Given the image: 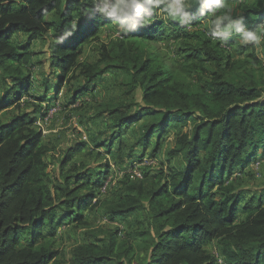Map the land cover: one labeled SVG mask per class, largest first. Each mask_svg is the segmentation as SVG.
<instances>
[{
  "label": "trees",
  "instance_id": "1",
  "mask_svg": "<svg viewBox=\"0 0 264 264\" xmlns=\"http://www.w3.org/2000/svg\"><path fill=\"white\" fill-rule=\"evenodd\" d=\"M229 2L242 13L249 28L264 23V8L252 9L250 0ZM89 7L82 0H0V71L12 78L11 84L6 80L9 90L0 99V111L9 110L12 105L21 108L20 101L28 97L35 85L21 67L30 64L35 40L50 43L48 60L57 69L54 76L61 81L81 70L85 85L72 90V105L96 89L106 70L114 68L132 75V88L144 90L145 104L134 114L116 116L112 133H104L99 146L112 154L111 147L118 142L122 149L124 130L141 122L143 133L126 146L130 153L125 161L130 164L135 159L136 147L146 151L155 135L158 150L159 141L173 134L176 146L169 157L180 156L185 162L181 170L161 169L152 173L145 168L142 177L129 174V205L111 212L130 217L146 200L154 210V221L163 223L143 264H264V200L255 203L250 198L240 209L243 189L236 186L240 182L238 174L246 169L251 173L249 167L264 155V79L233 81L228 77L236 65L246 67L233 57L249 46L233 49L234 37L228 47H221L206 33L202 43L193 44L188 51L189 60L193 61L189 78L196 80L197 85L185 86L167 71L155 68L149 58L139 67L140 54L133 48L135 41H125L126 37L152 40L161 36L165 26L157 20L146 28L117 37L112 46L103 43L98 63L85 64L78 60L85 46L100 41L99 31L111 25L95 12L85 14ZM73 19L78 20L75 34L60 43L66 25ZM200 21L196 6L192 9L191 24L195 26ZM169 27L187 36L192 34L188 28L175 24ZM17 33L27 35V44L14 42ZM115 61L122 65L101 68ZM127 63L132 66H125ZM207 64L215 66L212 74L206 73ZM48 94L46 91L45 98L34 96L40 104L33 101L36 108L32 112L15 114L8 122L0 123V264H60L62 252L46 247L43 239L55 236L60 226L70 220L85 226L82 211L95 207L104 187L107 173L89 169L75 177L74 188L66 184L53 191L47 185L49 167L45 158L51 150L42 143L41 126L35 123L50 110L42 105L50 101L46 100ZM87 146V142L73 145L61 165L66 166ZM225 177L232 182L225 181ZM86 183L92 191L80 196ZM240 210L246 216L237 221ZM209 243H218L222 263L205 249ZM110 245L108 255L96 258L76 253V264H125L114 257L117 243Z\"/></svg>",
  "mask_w": 264,
  "mask_h": 264
},
{
  "label": "rangeland",
  "instance_id": "2",
  "mask_svg": "<svg viewBox=\"0 0 264 264\" xmlns=\"http://www.w3.org/2000/svg\"><path fill=\"white\" fill-rule=\"evenodd\" d=\"M249 6L252 9L264 8V0H250ZM198 25H193L192 28L188 29L192 33L189 36L168 26L162 28L161 36H156L152 40L126 37L125 41H135L133 48L140 54L139 67H142L144 60L149 58L154 61L155 68L160 67L185 86L194 87L197 85V81L189 78V65L193 61L189 60L191 52L188 51L193 44H201L206 36L204 28ZM99 34L100 41H93L85 46L78 58L80 62L85 64L98 63L101 59V45L105 43L112 46L117 43L116 40L119 37L113 35L112 25L102 28ZM27 40L25 34L17 33L14 35V42L21 46L27 44ZM49 45L48 41L41 39L32 42L33 56L30 64L21 67L24 75L32 77L35 85L31 87L28 97L20 101L21 108L12 105L11 109L0 111V123L8 122L15 114L32 112L36 108L33 101L36 104L39 103L34 99V96L45 98L46 91L48 94L49 90H52L46 97V100L50 101L42 104L51 110L49 112L50 118L44 122L38 119L39 122L35 123L42 125L41 131L44 135L42 143L51 150L45 158L49 167L46 178L47 185L53 191H57V187H66V184L74 188L77 186L75 177L85 174L88 169L93 172L105 171L107 176L104 180V187L98 195L99 202L95 204V207H87L82 211L84 222H86L85 226L70 220L60 226L55 236L48 235L43 239V242L51 250L62 252L60 264H76V253L84 254L89 258L108 255L112 242L118 245V249L114 253L116 260L124 261L125 264H143L149 258L163 223L154 221V210L146 200L143 202L142 208L130 217L115 216L111 212L118 210L121 206L129 205V199L126 198L129 174L136 175L137 173L140 174L139 177H142V171L145 168H147L146 171L152 173L160 172L161 169H183L185 162H183L182 157H169V153L176 146L175 137L172 134L162 138L159 141L161 148L156 150L158 142L157 135H155L151 140L152 144L146 151L143 152V148H135L133 153L135 159L130 164L125 161L126 155L130 153L129 147L126 146L133 144L135 139L143 133L140 131L141 122L134 123L124 130L122 149H120L118 142H115L114 146L111 147L112 154L106 148L100 147L99 143L103 140L102 135L112 133L116 116L119 117L122 113L134 114L138 108L145 104L142 100L144 90L141 87L132 88V84H134L132 75L124 74L121 70L112 68L106 70L100 77L96 89L89 96L72 105L69 103L72 90L85 85L81 70L79 69L76 74L71 73L67 80L61 81L57 76H54L53 72L57 69L50 66L48 60ZM239 47L242 48L235 43L233 49ZM251 48L252 46L249 45L244 53L238 51L234 54L233 58L240 60L246 67L243 68L240 64L230 70L228 77L233 81L255 77L260 81L264 79V61L260 63L255 52L249 50ZM113 64L122 65L119 61H115L109 65L103 64L101 68ZM127 65L132 66L131 63H127L125 66ZM205 70L208 75L212 74L215 71V66L207 64ZM6 80L8 84H11V76L1 70L0 99L9 90ZM68 91L71 93L68 94ZM116 110L119 111L116 112ZM82 142H87L88 146L77 152L73 160L63 167L61 163L66 159V152L73 145ZM121 150L124 151L123 155L119 154ZM143 154L144 157L141 158ZM137 158L142 160H137ZM249 168L251 173H248L249 171L246 169L238 174L240 182H237L236 186L243 189L240 209L245 207L250 198L255 203L261 198L264 200V155L260 156L257 163L255 162ZM252 173L256 174L257 178ZM231 180L225 177V181L230 183ZM91 191V185L87 184L86 189L80 192V196L89 194ZM245 216V212L240 210L237 221ZM217 248L218 243H209L205 246L207 252L213 254L218 263H222L223 260L218 256Z\"/></svg>",
  "mask_w": 264,
  "mask_h": 264
},
{
  "label": "clouds",
  "instance_id": "3",
  "mask_svg": "<svg viewBox=\"0 0 264 264\" xmlns=\"http://www.w3.org/2000/svg\"><path fill=\"white\" fill-rule=\"evenodd\" d=\"M90 5L85 14H95L102 21H109L114 36L133 33L150 26L159 20L165 27L175 24L183 28H192V9L199 6L203 27L212 40L221 47H228L229 41H235L242 47L252 46L251 51L264 61V23L249 28L245 17L235 10L229 0H82ZM78 20L73 19L66 25L65 34L59 42L75 34Z\"/></svg>",
  "mask_w": 264,
  "mask_h": 264
},
{
  "label": "built area",
  "instance_id": "4",
  "mask_svg": "<svg viewBox=\"0 0 264 264\" xmlns=\"http://www.w3.org/2000/svg\"><path fill=\"white\" fill-rule=\"evenodd\" d=\"M50 111H51V110L47 111V114L44 116V119H43V120L40 119L39 121L44 122V121H46L48 118H50V115H49V112H50ZM39 121H37V122H39ZM39 125H41V124L39 123ZM41 127H42V125H41ZM136 175H137V176H138V175L140 176V174H137V173H136ZM139 176H138V177H139Z\"/></svg>",
  "mask_w": 264,
  "mask_h": 264
}]
</instances>
